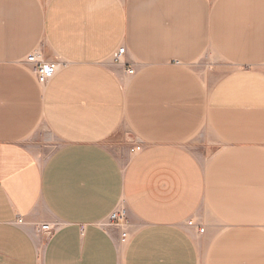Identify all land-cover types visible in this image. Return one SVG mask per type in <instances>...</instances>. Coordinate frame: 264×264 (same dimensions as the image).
<instances>
[{"label": "crops", "instance_id": "0c3cea01", "mask_svg": "<svg viewBox=\"0 0 264 264\" xmlns=\"http://www.w3.org/2000/svg\"><path fill=\"white\" fill-rule=\"evenodd\" d=\"M0 264H264V0H0Z\"/></svg>", "mask_w": 264, "mask_h": 264}, {"label": "built area", "instance_id": "2783aa9c", "mask_svg": "<svg viewBox=\"0 0 264 264\" xmlns=\"http://www.w3.org/2000/svg\"><path fill=\"white\" fill-rule=\"evenodd\" d=\"M125 48L120 49L116 54V59L119 58L124 54ZM28 62L33 66L34 73L37 76L38 82L41 85H47L56 75L58 71V64L46 62L39 58L38 55L33 54L28 57ZM132 73V71H130ZM139 147H135L133 152L139 151ZM126 218V211L123 209H117L114 211L107 221L104 222V226L106 227H114L119 222L123 221ZM20 223H23V219H19ZM191 224L194 225V222L191 221ZM42 232H52V228L50 225H42L39 229ZM201 232H204V229H201Z\"/></svg>", "mask_w": 264, "mask_h": 264}, {"label": "rangeland", "instance_id": "374dc122", "mask_svg": "<svg viewBox=\"0 0 264 264\" xmlns=\"http://www.w3.org/2000/svg\"><path fill=\"white\" fill-rule=\"evenodd\" d=\"M116 142L117 143L111 144V148L118 154L125 151V142H123V141H116ZM126 143H128L131 146L133 145V148H131L132 151L135 147H139L138 141H136L135 139H131V137H130L129 141H127ZM56 146H57L56 143H51L49 148H48V153L50 154L56 148Z\"/></svg>", "mask_w": 264, "mask_h": 264}]
</instances>
